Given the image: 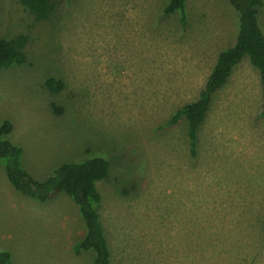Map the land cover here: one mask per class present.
Listing matches in <instances>:
<instances>
[{"label":"rangeland","instance_id":"1","mask_svg":"<svg viewBox=\"0 0 264 264\" xmlns=\"http://www.w3.org/2000/svg\"><path fill=\"white\" fill-rule=\"evenodd\" d=\"M57 0L35 22L0 0V38L23 36L26 62L0 70V125L38 181L61 164L103 157L96 184L111 264H264V115L247 59L211 101L190 155L186 122L218 55L235 45L227 0ZM259 23L264 30V0ZM49 79L63 88L51 93ZM55 108V109H54ZM82 222L64 194L22 197L0 161V252L11 264H91L75 255Z\"/></svg>","mask_w":264,"mask_h":264},{"label":"trees","instance_id":"2","mask_svg":"<svg viewBox=\"0 0 264 264\" xmlns=\"http://www.w3.org/2000/svg\"><path fill=\"white\" fill-rule=\"evenodd\" d=\"M35 22L47 21L55 9L57 0H17ZM232 10L236 28L235 45L222 51L208 77L198 100L176 110L165 124L173 126L186 122V134L190 155L196 156L198 129L205 119L214 94L229 80L234 68L244 59L258 73L264 98V30L259 23L261 0H227ZM163 13L178 14L181 23L186 19L185 0H169ZM23 36L5 40L0 38V70L21 66L26 62ZM45 88L57 93L63 88L60 81L49 79ZM55 109V108H54ZM264 115V99L263 111ZM12 131L10 121L0 125V161L5 177L22 197L45 203L64 194L78 210L84 236L72 246V252L92 254L91 264H111V257L99 217L101 196L96 184L108 179V162L103 157H90L81 162L59 165L45 180H35L22 165V150L4 138ZM11 254L0 252V264H11Z\"/></svg>","mask_w":264,"mask_h":264}]
</instances>
